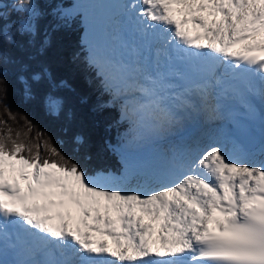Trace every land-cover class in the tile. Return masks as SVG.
Instances as JSON below:
<instances>
[{"label": "snow or ice", "instance_id": "obj_1", "mask_svg": "<svg viewBox=\"0 0 264 264\" xmlns=\"http://www.w3.org/2000/svg\"><path fill=\"white\" fill-rule=\"evenodd\" d=\"M48 6L60 19L67 15ZM124 8L144 43L131 60L93 51L89 63L134 129L171 127L181 109L197 103L215 111L217 89L258 95L264 104V0H130ZM45 15L40 0H16L7 17L0 10V103L9 69L26 98L47 75L30 63L50 43L48 32L41 33ZM149 38L160 46L144 55ZM169 46H186L197 68L195 75L177 70L179 84L159 70ZM48 106L59 110L52 100ZM18 138L0 129V241L6 249L14 239L23 257L11 264H264V110L255 151L197 144L159 167L129 161L122 177L90 175L50 139L30 146ZM74 142L83 144V137ZM42 146L56 159L41 160ZM130 178H136L133 187Z\"/></svg>", "mask_w": 264, "mask_h": 264}, {"label": "trees", "instance_id": "obj_2", "mask_svg": "<svg viewBox=\"0 0 264 264\" xmlns=\"http://www.w3.org/2000/svg\"><path fill=\"white\" fill-rule=\"evenodd\" d=\"M40 3L46 12L40 21L41 33L48 32L50 43L43 54H36L30 63L36 71L46 68L47 75L33 84V95L26 98L13 70H8V91L4 102L0 103V121L4 122L0 123V129L7 136L10 128L13 139H17L19 133L17 142L30 146L50 139L68 159L86 167L90 175L103 172L120 176L124 167V142L133 132V125L121 114L122 102L114 101L111 94L104 91L103 77L89 63L88 49L83 44V15L72 11L77 2L40 0ZM49 4L59 6L67 13L65 18L53 15ZM5 7L3 10H8V6ZM8 11L3 12L5 17L11 15L12 9ZM49 100L59 105L57 112L49 109ZM29 121L33 126L31 132L28 131ZM38 133H43L39 140ZM76 135L83 137V144L74 142ZM35 151L33 147V153ZM23 155L29 153L25 151ZM40 156L41 160L56 159L43 146Z\"/></svg>", "mask_w": 264, "mask_h": 264}, {"label": "rangeland", "instance_id": "obj_3", "mask_svg": "<svg viewBox=\"0 0 264 264\" xmlns=\"http://www.w3.org/2000/svg\"><path fill=\"white\" fill-rule=\"evenodd\" d=\"M111 1L112 0H76L77 3L73 7L74 9H72V11H78L83 15L85 26L82 36L84 39L83 44L87 46L88 49V58L90 53L95 51L100 57H115L117 59L124 58L127 60L125 54L118 45L119 35L121 34L123 25L126 24L127 21H124V16H121L120 12L117 13L112 20H109L107 14L111 11ZM123 3H127V0H123ZM15 4L16 0H0V10H3V7L6 8L5 6H8V10L12 9ZM8 10H3V12H9ZM72 11L71 13H73ZM122 21L123 24H121ZM117 37L119 38L115 39ZM195 119L196 117H189L187 121L188 123L194 124L193 122ZM187 125L190 127L189 124ZM132 128L133 132L127 135V140L124 142L126 150L123 153V157L127 160H124L125 158L123 159L124 167L121 171V175L115 177L126 175L129 161H134L145 169L159 167L172 157L173 154L179 156L185 154L197 144L208 143V141L206 142L203 140V134L200 131L196 132L198 134V141H194L192 144L183 147L174 145L172 142H166L163 138L164 132L174 128V125L159 131H153L147 128ZM136 182V178H130L129 186H135ZM17 259H22V256H18L14 253L11 258L4 260L11 264L12 261Z\"/></svg>", "mask_w": 264, "mask_h": 264}, {"label": "bare ground", "instance_id": "obj_4", "mask_svg": "<svg viewBox=\"0 0 264 264\" xmlns=\"http://www.w3.org/2000/svg\"><path fill=\"white\" fill-rule=\"evenodd\" d=\"M130 0H127L129 3ZM123 0H112L110 7L111 11L107 14L109 20H112L117 13H121V16H124V21L126 24L123 25L121 36L119 38V48L125 54L127 60H131L132 52L134 49L139 47L144 43V38L137 31V27L134 24V21L130 17L129 13L125 10ZM123 24V21L121 22ZM188 28H192V24L187 25ZM130 40L136 43H130ZM159 42V41H158ZM160 43V42H159ZM157 44V40L149 38V43L144 46V55H148L149 46L154 49ZM150 62L153 67H155V59L150 58ZM189 117H196L194 124L188 123L187 119ZM222 119L218 116L216 111L206 109L199 103L195 104L192 108L181 109L179 111V122L174 125V128L166 130L164 132V139L166 142H172L177 146H186L192 144L194 141H198V134L196 132H201L203 134V140L206 142H219L225 145L229 150L232 149L234 143L226 135V127L221 124ZM187 122V123H186ZM187 124H191L190 127ZM169 128V127H168ZM167 129V128H165ZM173 130V132H172ZM183 133V134H182ZM182 134V135H181ZM181 135V136H180ZM11 231V228L9 229ZM15 241L14 239L8 242V247L4 249V242L0 241V260L11 258L14 253H16L15 248L13 247ZM111 243V241H109ZM17 258V257H15ZM23 258V257H22Z\"/></svg>", "mask_w": 264, "mask_h": 264}]
</instances>
